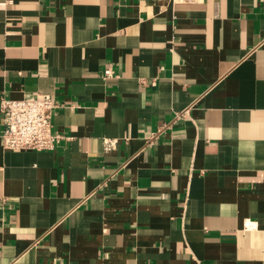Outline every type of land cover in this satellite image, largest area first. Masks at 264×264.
I'll list each match as a JSON object with an SVG mask.
<instances>
[{
	"label": "crops",
	"instance_id": "1",
	"mask_svg": "<svg viewBox=\"0 0 264 264\" xmlns=\"http://www.w3.org/2000/svg\"><path fill=\"white\" fill-rule=\"evenodd\" d=\"M36 93L64 138L0 137V264H264V0H8Z\"/></svg>",
	"mask_w": 264,
	"mask_h": 264
},
{
	"label": "built area",
	"instance_id": "2",
	"mask_svg": "<svg viewBox=\"0 0 264 264\" xmlns=\"http://www.w3.org/2000/svg\"><path fill=\"white\" fill-rule=\"evenodd\" d=\"M8 0H0V8ZM104 77L112 75L110 67L103 70ZM57 106L49 94L36 93L22 98L0 99V134L3 148L10 150H54L64 138L51 124L52 110ZM115 138H104L105 149L112 148Z\"/></svg>",
	"mask_w": 264,
	"mask_h": 264
}]
</instances>
